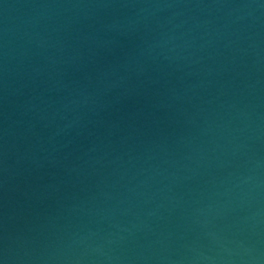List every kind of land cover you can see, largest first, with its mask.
Masks as SVG:
<instances>
[{
  "label": "water",
  "instance_id": "1",
  "mask_svg": "<svg viewBox=\"0 0 264 264\" xmlns=\"http://www.w3.org/2000/svg\"><path fill=\"white\" fill-rule=\"evenodd\" d=\"M0 264H264V0H0Z\"/></svg>",
  "mask_w": 264,
  "mask_h": 264
}]
</instances>
